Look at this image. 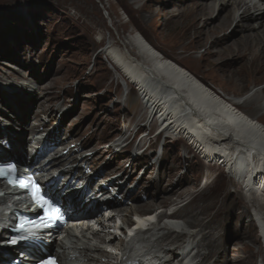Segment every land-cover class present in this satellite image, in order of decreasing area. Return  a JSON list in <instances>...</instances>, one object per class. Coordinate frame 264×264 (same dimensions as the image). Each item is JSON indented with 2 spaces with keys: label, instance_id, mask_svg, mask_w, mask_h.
<instances>
[{
  "label": "rangeland",
  "instance_id": "1",
  "mask_svg": "<svg viewBox=\"0 0 264 264\" xmlns=\"http://www.w3.org/2000/svg\"><path fill=\"white\" fill-rule=\"evenodd\" d=\"M195 1L0 0V129L20 119L26 138L35 119L41 122L46 115L53 116L46 127L56 128L57 138L72 149V155L86 153L90 165L97 163L95 171L100 173L93 176L91 186L106 175L112 185L120 180L123 187L141 197L119 207L151 203L155 211L168 212L173 206L193 209L211 201L216 218L204 231H210L208 238L221 251L202 264H262V240L257 226L242 217L243 199L235 202L239 195L234 179L223 167L206 166L186 139L153 138L156 126L149 131L140 125L136 89L118 78L108 58L100 53L107 38L120 44L124 36L139 32L162 54L210 86L243 100L248 86L237 91L228 75L240 69L238 58L221 60L208 53L210 34L190 36L186 31V16ZM196 25L202 30L201 20ZM239 35L232 31L227 41ZM244 82L249 85V78ZM256 84L264 85V78ZM35 111L40 115L37 118ZM256 115L264 122V110ZM122 134L129 137L126 144L112 150L111 142ZM142 135L150 137L138 146ZM195 193L200 194L192 200ZM157 194L162 195L159 200L153 198ZM165 197L172 201L162 205ZM191 217L187 213L181 218Z\"/></svg>",
  "mask_w": 264,
  "mask_h": 264
},
{
  "label": "bare ground",
  "instance_id": "2",
  "mask_svg": "<svg viewBox=\"0 0 264 264\" xmlns=\"http://www.w3.org/2000/svg\"><path fill=\"white\" fill-rule=\"evenodd\" d=\"M221 10H225L223 15ZM200 20L202 30L199 31L196 23ZM185 25L190 36L210 34L212 40L208 53L221 60L238 58L240 71L231 70L228 75L237 91L248 86L243 100L210 86L191 70L162 54L139 32L124 36L120 44L110 43L111 37L107 38L100 53L108 58L118 78L136 89V99L142 111L140 125L149 131L156 126L153 138L186 139L194 152L204 159L206 166L223 167L234 179L235 191L239 195L235 202L241 198L244 200L242 217H248L249 224L253 223L258 228L264 264V122L256 115V112L264 110V85L256 84L257 80L264 78V0H196L188 11ZM232 31L240 35L227 41ZM246 78H249V85L244 82ZM39 116L35 111L34 117ZM46 116L41 122L35 119L37 122L30 124V136L26 138H23L25 128L20 119L15 118L13 125L7 122L5 129H0V161L15 160L21 165L20 173L25 174L28 172L23 164L35 165L45 173V180L53 179L49 191L56 194L72 214L88 215L100 205H106L115 209L113 217L122 215L126 222L131 214L143 215L145 221L151 219L155 204L132 202L127 208H117V204L141 198L134 195L130 187H123L120 180L114 186L112 179L103 176V181H97L95 190L91 186L90 174L95 171L97 163L90 165L87 161L89 155L85 152L84 155H72V149H67L68 145L57 138L56 128L49 130L46 127L53 117ZM148 136L142 135L138 146L147 142ZM128 138L122 134L111 142L110 148L119 150ZM134 150L135 147L132 152ZM99 173L95 171L93 174ZM109 184L112 192L107 189ZM175 190L174 187L170 192ZM225 193L224 196L228 194ZM199 194L195 193L192 200ZM13 195L0 183V264L14 258L20 246L13 244L6 248L4 245L9 234L8 222L13 214L7 210L13 205L20 209L12 202ZM118 195L125 202L118 200ZM157 195L153 198L162 196ZM169 197L162 200V205L172 201ZM212 209L210 201L196 204L193 209L191 206L181 208L175 215L165 212L163 218H159L161 213L157 214L158 222L150 225L148 230L138 229L139 232L127 242H119L122 255L147 264H202L212 254L217 257L221 249L216 247L212 238H208L210 231H204L216 218ZM187 213L192 217L182 220L181 217ZM100 234L88 228L78 232L67 231L66 237L50 242L45 248L53 249L64 264H107L104 260L108 261L110 256L103 250L105 239ZM243 237L249 238V234ZM30 255L21 263L30 264L42 253L38 248H32Z\"/></svg>",
  "mask_w": 264,
  "mask_h": 264
},
{
  "label": "snow or ice",
  "instance_id": "3",
  "mask_svg": "<svg viewBox=\"0 0 264 264\" xmlns=\"http://www.w3.org/2000/svg\"><path fill=\"white\" fill-rule=\"evenodd\" d=\"M13 167L14 166L12 165H8L7 171L11 172L13 170ZM5 174H6L5 167H0V176H4ZM19 186L23 188H28V187L32 188L33 200L39 207L45 210V216L42 218L44 221L43 226H47L48 222L54 221L55 219L58 218L59 209L55 207L50 200L46 199L43 195L40 194L39 188L34 183L31 182L24 183L23 181H21ZM20 227L21 229H23L24 225H21Z\"/></svg>",
  "mask_w": 264,
  "mask_h": 264
}]
</instances>
